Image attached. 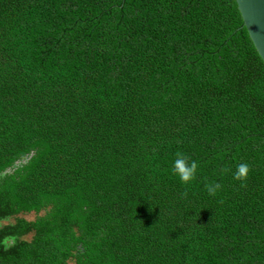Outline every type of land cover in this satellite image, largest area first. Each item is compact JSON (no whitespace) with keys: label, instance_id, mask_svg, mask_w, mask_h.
<instances>
[{"label":"trees","instance_id":"16d2710c","mask_svg":"<svg viewBox=\"0 0 264 264\" xmlns=\"http://www.w3.org/2000/svg\"><path fill=\"white\" fill-rule=\"evenodd\" d=\"M261 61L235 0H0V264H264Z\"/></svg>","mask_w":264,"mask_h":264},{"label":"water","instance_id":"95a60500","mask_svg":"<svg viewBox=\"0 0 264 264\" xmlns=\"http://www.w3.org/2000/svg\"><path fill=\"white\" fill-rule=\"evenodd\" d=\"M243 27L264 63V0H235Z\"/></svg>","mask_w":264,"mask_h":264},{"label":"clouds","instance_id":"9594fccd","mask_svg":"<svg viewBox=\"0 0 264 264\" xmlns=\"http://www.w3.org/2000/svg\"><path fill=\"white\" fill-rule=\"evenodd\" d=\"M198 164L196 161H192L189 157L183 153H177L176 159L173 162L172 171L177 175L183 184H190L196 177ZM249 165L242 163L238 165L234 178L241 182H244L248 178ZM208 192L210 195H215L216 191L220 188L219 184L208 185Z\"/></svg>","mask_w":264,"mask_h":264},{"label":"rangeland","instance_id":"374dc122","mask_svg":"<svg viewBox=\"0 0 264 264\" xmlns=\"http://www.w3.org/2000/svg\"><path fill=\"white\" fill-rule=\"evenodd\" d=\"M19 218H23V219H25V220H27V221H32L33 219H34V215L32 214V213H30V214H25V215H19L18 216ZM14 221V218H9V219H7V220H5V221H1L0 222V227L1 226H3V225H6L7 223H12ZM33 236H34V234H29V235H26V236H24L23 237V240L24 241H28V242H31L32 241V239H33ZM70 263H71V261H70ZM73 264V263H72Z\"/></svg>","mask_w":264,"mask_h":264},{"label":"flooded vegetation","instance_id":"af4514ba","mask_svg":"<svg viewBox=\"0 0 264 264\" xmlns=\"http://www.w3.org/2000/svg\"><path fill=\"white\" fill-rule=\"evenodd\" d=\"M8 246H10V245H8ZM8 246H6L5 248L8 249Z\"/></svg>","mask_w":264,"mask_h":264}]
</instances>
